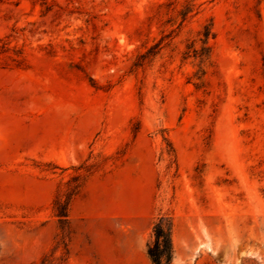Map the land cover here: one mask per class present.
Segmentation results:
<instances>
[{
	"label": "rangeland",
	"instance_id": "374dc122",
	"mask_svg": "<svg viewBox=\"0 0 264 264\" xmlns=\"http://www.w3.org/2000/svg\"><path fill=\"white\" fill-rule=\"evenodd\" d=\"M160 217L264 264V0H0V264H153Z\"/></svg>",
	"mask_w": 264,
	"mask_h": 264
},
{
	"label": "trees",
	"instance_id": "16d2710c",
	"mask_svg": "<svg viewBox=\"0 0 264 264\" xmlns=\"http://www.w3.org/2000/svg\"><path fill=\"white\" fill-rule=\"evenodd\" d=\"M77 192V191H76ZM70 199H67L60 205L58 216L60 218L69 217ZM160 217L153 226L155 240L148 244V255L153 264H171L174 258V241H173V222L169 220L166 225L163 224Z\"/></svg>",
	"mask_w": 264,
	"mask_h": 264
},
{
	"label": "crops",
	"instance_id": "0c3cea01",
	"mask_svg": "<svg viewBox=\"0 0 264 264\" xmlns=\"http://www.w3.org/2000/svg\"><path fill=\"white\" fill-rule=\"evenodd\" d=\"M131 254V255H129ZM134 257L133 262H130V259ZM127 264H143V253L142 250L138 249L133 251L132 253H128L127 257ZM70 264H100L94 260L91 259L88 252H86L82 248H76L74 249V252L70 258ZM105 264H111L110 262H107Z\"/></svg>",
	"mask_w": 264,
	"mask_h": 264
}]
</instances>
